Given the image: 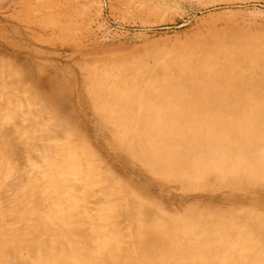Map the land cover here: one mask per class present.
<instances>
[{"label":"bare ground","instance_id":"obj_1","mask_svg":"<svg viewBox=\"0 0 264 264\" xmlns=\"http://www.w3.org/2000/svg\"><path fill=\"white\" fill-rule=\"evenodd\" d=\"M239 45L241 44L238 47ZM186 46V49L181 47V53H185L180 62L173 58L174 63H169L166 74V70L160 71V74H165L164 77L158 79L160 76L155 72L151 73L148 78L151 81L149 85H153L158 90L157 93L152 96L146 94L149 92L148 87L147 92L145 88L143 90L150 98L143 99L140 92L130 93L131 97L127 101L130 103L128 108L132 110L126 109V105L120 101V105L127 111V118L122 110L120 112L124 118L123 115L122 118L116 115L117 111H114L113 106L110 110L115 113L112 112L108 118L109 124L102 126L98 123V126H92L89 123L87 129L97 135L98 143L110 150L111 154L114 153L112 145L103 141V138L101 140L98 135L113 140L116 147L124 151L128 158L141 160L157 175L179 184L182 188H202L210 191L206 184H219L221 187L242 190V193L248 190L246 193L252 194L251 201L264 204L261 203V199H264V61L258 56L250 59L245 55V58L243 55L246 53L243 54L240 50L236 54V51L227 49V43L224 47L219 42ZM235 46L236 44L230 47ZM258 53L262 54L264 51ZM255 54L254 52L253 57ZM90 71L91 74H100L98 71ZM128 71H125L130 76L126 83L131 86L134 81L131 82L133 79L130 78H136L137 71L134 72L135 76L131 70L130 73ZM111 72L117 73L115 70ZM117 74L113 77H118ZM121 74L124 76L123 70ZM121 74V79H113L121 81ZM155 76H158L156 80ZM105 77L102 79H111L110 82L115 83L112 77ZM52 78L47 79L46 96L60 106V101L66 94L60 93V85L54 83ZM108 85L109 81L107 87ZM7 86L4 85L5 89ZM101 86L104 93L106 88ZM23 87L27 89L24 92L26 96L22 95L23 97L29 100L32 98V102L35 94L39 97L38 93H32L33 87H28L29 90ZM120 88L121 86L119 90ZM100 90L102 91L101 88ZM9 91L12 90L9 88ZM28 91L34 97L31 95L28 98ZM99 94L102 96V92ZM105 94L103 95L106 98L110 97L109 93ZM10 95L14 94L8 95L10 100L18 96L17 99L21 100L20 93H17V97L10 98ZM3 99L6 100V97ZM95 99L98 101L101 98ZM31 100L28 101L30 104ZM11 101L8 103L11 104ZM39 101H42L40 97ZM24 102H27L26 98ZM7 106L9 108V104L3 107ZM25 108H9L10 118L15 114V118L17 115L23 117L26 114L29 115L24 118H29L30 112L24 110ZM60 109L58 110L61 112L70 111ZM30 111L32 115L34 113V116H39L38 112ZM8 112H3L2 116V123H6V126L10 124L4 116ZM66 114L68 117V113ZM32 115L29 118L31 121L28 120L30 124L23 129L24 132L17 125L20 128L17 133L21 135L22 131L26 136L24 140V136L19 135V141H24V148L28 146L23 157L14 159L10 156L14 149L9 152L11 146L8 147L3 140L7 131L0 133V152H8L9 155H3L8 158L7 160L4 157L6 163L3 162V156V161L0 159V199L5 196L14 203L10 201L12 205L6 208V205L4 208L0 205V264H264V261L261 262L264 259V236L259 235L254 240L247 225L207 214L206 210L207 215L194 209L181 215L167 212L168 216L165 209L153 203L155 200L150 203L126 187V183H119L110 174L108 167L105 168L106 163L105 166L102 163L99 165V162L97 164L96 161L94 163L91 153L88 154L91 157L89 160L87 148L83 152L78 149V152L76 145L79 143L73 139L75 136L72 131H66L62 135L64 138H53L52 131H60L57 128H62L59 120L47 119L42 122L39 117ZM17 119L19 122L20 119ZM12 123L15 126V122ZM102 165L109 173L103 172L104 168L100 170L97 167ZM2 175L10 179L3 180ZM252 188L258 190L252 193ZM226 194L235 199L241 198L235 191L228 190ZM227 195L224 196L228 197ZM125 211L131 213L128 216L130 223L126 227L127 231L120 225V216ZM12 215L17 220H23L26 227H17L15 224H20L19 220H4L5 216L7 218ZM258 225V234H264V224ZM213 236L216 237L214 242Z\"/></svg>","mask_w":264,"mask_h":264},{"label":"rangeland","instance_id":"obj_2","mask_svg":"<svg viewBox=\"0 0 264 264\" xmlns=\"http://www.w3.org/2000/svg\"><path fill=\"white\" fill-rule=\"evenodd\" d=\"M202 42H209L210 44L219 42L223 47L227 43L229 46H226L227 49L236 51V54L240 50L241 52L243 51V54L244 52L246 53L243 55L245 58V55H247L250 59L259 57L261 58L260 60L264 61V53H258V51H264V0H0V89L3 95L2 97L0 92V99H2L0 102V104L2 103V106L0 105V112H2L0 114V127L2 128L0 133L4 130L5 132L7 131L3 140L8 144V147H12L9 148V152L14 149L10 156L16 159L18 156L23 157L25 155L26 148L28 149L27 143L25 144L27 147L24 148V141L22 139L19 141V138L23 135L24 140H26L23 129L31 121L29 120L32 115L30 110H33V112H38L39 116H34V113L32 116L39 117L42 122L47 119L49 121L50 119L59 120L62 128H57L60 131L54 130L59 136L52 131L53 138H64L62 135L66 131H72L74 133L73 136H75L73 139L77 144L81 145H76L78 147L77 151L79 149V151L83 152L87 148L86 154L87 156L90 153L92 154L90 156H93V162L96 161L97 164L99 162V165L102 163L104 166L106 163L105 168L108 167L110 174H113L119 183H126V187H129L137 196H142V199H147L150 203L155 200L153 203L165 209L168 216L169 213L181 215L188 210L197 209L202 215L207 212L210 215L221 216L226 220H233L239 224L247 225L250 227L251 234L254 235L252 237L254 240L259 235L264 236L262 233L258 234V223L264 224V204L251 201L250 197L252 194H247L248 190L242 193V190L237 191L212 183L205 185L210 191L202 188H182L179 184L169 182L166 178L157 175L152 168L145 163L143 164L141 160L128 158L124 151L116 147L113 140L98 135L101 140L103 138V141H108L112 145L114 153L111 154L110 150L98 143L97 135L87 129L89 123L92 126H98V123L102 126L109 124L108 118L116 111L120 112L122 110L125 115L127 112L125 108L132 110L128 108L130 103L127 101L131 94L140 92V96L146 99V97L150 98L148 95L152 96L157 93L158 90L154 89L153 85H149L151 81L148 78H150L151 73L155 72L156 75L160 76L159 78L155 76L154 80L164 77L168 71L169 63H174L172 61L176 59L180 62L181 56L185 53V51L181 53L183 51L181 47L186 49V45L200 44ZM235 44L236 46L231 48ZM238 44H241L239 46L242 49L238 47ZM243 45L244 48L242 47ZM249 50H251V53ZM252 52L256 53L254 57ZM128 65L129 67H127ZM127 69L131 70L130 72L134 74H132L133 76H135L137 71L136 78L139 80L138 76H140L142 81L130 78V80L133 79L131 82L134 81V83L131 86L126 83L130 77L125 73ZM90 70H94L93 72L98 71L100 74L97 75L96 72L91 74ZM114 70L120 74L121 70H123L124 76L121 74L123 82L122 80L115 81L113 79L115 78L113 76L117 74L111 72ZM160 71H165V74L162 72V76ZM101 72L104 74H106L105 72H111L112 74L110 73L111 76H109L108 73L106 76ZM119 73L115 79H121ZM144 74H146L145 77ZM96 75L99 78H95ZM105 76L107 78L112 77L115 83L110 82L111 79L103 80L102 77L104 78ZM47 77H53L52 81L60 85V93L64 92L66 94V97L61 99L60 106L46 96L48 90ZM101 79L105 81L104 84L106 83V86ZM108 81L110 86L108 85L107 87ZM4 85L5 87L8 85V88L5 89ZM101 85L104 86V89L108 88L104 91L109 93L110 97H105L108 94L103 93ZM23 86L25 88L33 87L32 93H38L42 101H39V97L36 94L35 97L37 98L35 99L31 91V94L28 91V98H31V95L34 97V102H32L31 98L32 103L30 104V100L24 94L27 89L25 90ZM119 86H121V92ZM138 87L141 88L136 90ZM9 88L12 90L11 92ZM95 88H98V91ZM143 88H145V92L147 90L150 92L151 90L150 94L148 92L146 96ZM114 90H116V93ZM100 92H102V96L99 94ZM11 93L14 95H10V98L12 96L17 97V93H20L21 100L17 99L19 96L16 98L19 103L15 104L16 99L13 97L11 98L12 101L9 99L8 95ZM22 95L25 96L23 97ZM4 96L7 101L3 99ZM97 96L99 99L101 98V101L95 99L98 98ZM25 98L27 102H24ZM9 101H11V104L8 103ZM120 101L121 104L126 105L125 108L120 105ZM8 104L10 109H21L27 106L24 110L30 112L29 118L25 119L29 115L25 112L26 116L17 115L21 122L20 120L18 122V119L15 118L16 114L11 121L10 109L8 106L4 108ZM113 106L115 107V112L110 110ZM60 108L70 109V111H62L63 114L58 110ZM3 112H8L7 116L4 114L5 119L10 122L9 124L5 120L8 123L7 126L6 123H2L4 121V118H2ZM117 112L115 113L116 115H120V117L123 115L122 112H120L121 114H117ZM66 113H68V117ZM69 115L72 116L70 117ZM124 115L122 116L123 118ZM125 116V118L128 117L127 115ZM11 122H15V126ZM23 124L26 125L24 126ZM17 125L22 128L23 132L21 131V135L17 133V130L20 132V128ZM38 132L41 133V131ZM48 134L46 133V135ZM0 138H2L1 134ZM89 149H91V152ZM98 151H100L99 155L102 153L100 156L97 153ZM1 154L0 159L3 155L9 156L8 152ZM90 156H88L89 160H91ZM101 156L104 160H102ZM5 158L8 160L7 157ZM6 159L2 161L5 162ZM103 165L97 167L102 170L104 168ZM105 168L102 170L103 172H106L107 169L105 170ZM109 172L107 171L106 173ZM2 176L4 177L3 180H7L8 177L6 175ZM228 190L235 191L241 198L237 197L239 199H235V197L230 195L232 192L227 195ZM250 190L254 193L258 188ZM207 193L210 194L207 195ZM244 195L248 196L244 197ZM1 199L0 202L2 204L0 203V205L2 208L5 205V208L10 207L11 203L14 204L8 197L1 196ZM239 200L242 202H239ZM10 201L11 203H9ZM262 202H264V199H261ZM161 204H163V207ZM125 212L127 213L128 211ZM126 213L120 216V225L124 227V230L130 223L128 216L131 213L128 212L127 215ZM261 214L262 216L260 217L259 215ZM224 215L227 216L225 217ZM124 216L127 217L125 218ZM14 217L13 215L7 218L5 216L4 220L7 222L6 219H12L15 222L17 217ZM20 221L22 223L23 220ZM21 223L18 224L16 222L15 225L26 227L23 224L24 221ZM215 238L214 236L212 237L213 242ZM127 240H129L128 237ZM263 261L264 259L261 260V262Z\"/></svg>","mask_w":264,"mask_h":264}]
</instances>
